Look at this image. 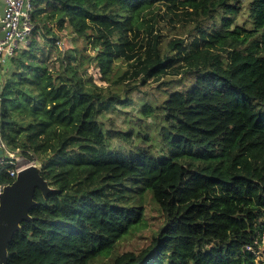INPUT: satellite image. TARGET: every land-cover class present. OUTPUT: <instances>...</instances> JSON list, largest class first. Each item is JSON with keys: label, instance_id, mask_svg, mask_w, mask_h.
<instances>
[{"label": "trees", "instance_id": "1", "mask_svg": "<svg viewBox=\"0 0 264 264\" xmlns=\"http://www.w3.org/2000/svg\"><path fill=\"white\" fill-rule=\"evenodd\" d=\"M31 3L34 31L0 85V134L41 162L55 190H36L5 264H255L264 239V0H248L250 27L238 22L245 0ZM55 27L69 31L71 47H60ZM89 42L107 85L88 77ZM139 83L167 93L140 110L159 129L141 146L115 147L112 135L131 142L132 128L106 133L100 116L130 103ZM13 166L0 167V187L14 180ZM149 207L160 217L154 231L138 249H118Z\"/></svg>", "mask_w": 264, "mask_h": 264}, {"label": "rangeland", "instance_id": "2", "mask_svg": "<svg viewBox=\"0 0 264 264\" xmlns=\"http://www.w3.org/2000/svg\"><path fill=\"white\" fill-rule=\"evenodd\" d=\"M245 7L243 12L238 16V22L240 24H245V26L250 27L251 23L249 20V7H248V0H245ZM55 29L60 32L61 39L59 41V45L63 50L72 46V39L69 31L63 29L60 31L58 28ZM87 50L89 53L92 54L91 61L89 62L88 67V77L90 80L97 82L98 84L107 85L108 83L103 81L100 78V67H99V58L95 54V49L92 44L89 42L86 45ZM56 52H52L49 57V62L52 66H58L59 62L55 59ZM4 67V66H3ZM125 68V63H122L119 67V72H121ZM12 71L11 66L9 65L8 69L2 70L0 72V84L1 79L3 76H7ZM174 80V79H172ZM139 88H135L130 92L132 97V101L126 104H118L117 108L114 110L106 111L105 114L100 116V122H102V127L104 131L107 133V129H116V130H123L126 133L130 128H132V140H127L121 137L119 134H113L110 143L115 147H135L141 146L145 139L144 134H148L150 138H153L154 131L156 132L157 129L154 128V116H143L141 115V108L144 103L151 102L152 104H159L163 98L167 97V93L159 90V88L154 83H147L142 84L139 83ZM179 84V83H178ZM177 84V86H179ZM112 89L116 92H119L121 95H125V86H116L110 85ZM139 131V132H138ZM128 135V133H126ZM140 135V136H137ZM132 144V145H131ZM157 148V147H156ZM154 146V151L156 154L159 152L156 151ZM9 149V148H8ZM10 150V149H9ZM158 150V149H157ZM18 152V150H15ZM22 157L21 154L18 153V158ZM32 161L24 158L20 161L18 166H26ZM153 204H151L152 206ZM160 219L157 217V212L153 207H149L146 215V219L142 226L135 230H131L130 233L122 240L121 244H119L118 249H126V248H133L138 249L141 246V243L145 238H142V234L149 235L150 231H154V224L156 221ZM260 260H258L255 264H264V250L261 249Z\"/></svg>", "mask_w": 264, "mask_h": 264}, {"label": "water", "instance_id": "3", "mask_svg": "<svg viewBox=\"0 0 264 264\" xmlns=\"http://www.w3.org/2000/svg\"><path fill=\"white\" fill-rule=\"evenodd\" d=\"M5 153L0 137V157ZM42 164L34 160L22 166L14 180L5 184L0 192V264H5L8 247L24 221L32 220L31 209L38 201L35 192L39 188L44 195L55 190L41 173Z\"/></svg>", "mask_w": 264, "mask_h": 264}, {"label": "built area", "instance_id": "4", "mask_svg": "<svg viewBox=\"0 0 264 264\" xmlns=\"http://www.w3.org/2000/svg\"><path fill=\"white\" fill-rule=\"evenodd\" d=\"M0 4V63L5 64L9 57L15 55L18 49L26 44L32 35L35 24L32 17L33 5L31 0H1ZM1 137V134H0ZM1 144L4 147L5 153L0 157V167L10 162L14 164L9 169V173L14 178L19 169L20 161L25 157L18 158V152L9 150L1 137ZM31 161V160H30ZM32 160L31 163H33ZM3 186L0 187V192ZM264 250V239L262 245L257 251V261L260 260L261 249Z\"/></svg>", "mask_w": 264, "mask_h": 264}, {"label": "crops", "instance_id": "5", "mask_svg": "<svg viewBox=\"0 0 264 264\" xmlns=\"http://www.w3.org/2000/svg\"><path fill=\"white\" fill-rule=\"evenodd\" d=\"M0 4H1V9H2V2H1V0H0ZM1 9H0V10H1ZM3 66H4V67H3ZM7 67H8L7 62H6L5 64L0 63V72H1L2 70H6ZM2 79H3V77H2ZM2 79H1V81H2ZM1 83H2V82H1ZM0 85H1V84H0Z\"/></svg>", "mask_w": 264, "mask_h": 264}, {"label": "clouds", "instance_id": "6", "mask_svg": "<svg viewBox=\"0 0 264 264\" xmlns=\"http://www.w3.org/2000/svg\"><path fill=\"white\" fill-rule=\"evenodd\" d=\"M4 186V185H3Z\"/></svg>", "mask_w": 264, "mask_h": 264}]
</instances>
